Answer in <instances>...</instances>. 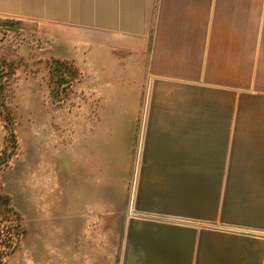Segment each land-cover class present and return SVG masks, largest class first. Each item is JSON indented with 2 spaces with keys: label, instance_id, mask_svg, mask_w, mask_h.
<instances>
[{
  "label": "crops",
  "instance_id": "1",
  "mask_svg": "<svg viewBox=\"0 0 264 264\" xmlns=\"http://www.w3.org/2000/svg\"><path fill=\"white\" fill-rule=\"evenodd\" d=\"M42 6L59 27L64 58L73 55L68 45L87 46L100 64L124 55L133 68L144 64L155 94H200L188 116L149 118L159 127L138 165L122 264H264V0ZM227 75L239 94L226 95ZM243 86L259 94L243 100ZM162 99L171 113L179 109Z\"/></svg>",
  "mask_w": 264,
  "mask_h": 264
},
{
  "label": "rangeland",
  "instance_id": "2",
  "mask_svg": "<svg viewBox=\"0 0 264 264\" xmlns=\"http://www.w3.org/2000/svg\"><path fill=\"white\" fill-rule=\"evenodd\" d=\"M55 21L42 0H0V187L23 230L0 264H122L138 165L159 127L149 118L188 116L200 94L161 93L179 106L171 113L144 64L116 54L100 64L78 45L64 58ZM248 90L243 100L259 94Z\"/></svg>",
  "mask_w": 264,
  "mask_h": 264
},
{
  "label": "trees",
  "instance_id": "3",
  "mask_svg": "<svg viewBox=\"0 0 264 264\" xmlns=\"http://www.w3.org/2000/svg\"><path fill=\"white\" fill-rule=\"evenodd\" d=\"M10 135L13 136V134ZM3 160L6 161L4 158L1 159ZM22 236L21 219L13 210L9 197L0 187V263L14 251Z\"/></svg>",
  "mask_w": 264,
  "mask_h": 264
}]
</instances>
